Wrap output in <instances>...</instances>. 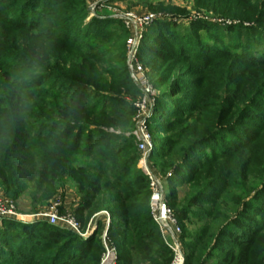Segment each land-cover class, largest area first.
<instances>
[{"label":"trees","instance_id":"1","mask_svg":"<svg viewBox=\"0 0 264 264\" xmlns=\"http://www.w3.org/2000/svg\"><path fill=\"white\" fill-rule=\"evenodd\" d=\"M0 3V182L5 194L16 200L33 187L35 193L31 195L35 203L40 197L44 200L42 192L53 194L66 177L71 178L80 196L75 216L83 229L95 213L109 211L112 220L108 234L120 248L118 264H169L171 253L150 213L149 180L136 167L139 154L125 135L134 127V109L119 94L102 93L100 85L104 71L101 73L96 67L100 59L76 47L81 38L90 36L92 29H82L78 25L87 14V0H0ZM19 5L21 9L16 7ZM56 14L55 25L59 31H65L52 35L45 21ZM69 24L76 25L78 37L71 35ZM103 24L100 21L97 25V30L105 33L101 41L83 43L84 47L100 49L108 43L109 34L114 32L102 30ZM123 32L118 33L117 40H121ZM16 34L35 36L41 44L54 42L65 46L68 56L81 59V69L91 66L97 77L85 83L54 69L51 75L60 77L67 86L58 87L54 85L56 79L47 80L45 75L21 82V75L35 65L30 56L23 57L29 54L27 51L22 52L24 55L20 56L19 63L11 59L17 57L14 50L18 48L12 46ZM114 45L111 43L109 49ZM162 46V42L155 43L149 50L160 57L172 53ZM178 46L180 50L184 48L182 44ZM226 55L231 54L227 52ZM122 57L121 54L115 64ZM232 57L236 68L244 65L240 68L256 70V81L264 86V56L255 59L243 53ZM23 61L25 65H20ZM206 63H199V66ZM67 64L70 65V61ZM42 66L43 72H47L45 65L41 64L40 68ZM171 67L165 66L163 77L156 81L157 87L170 79ZM127 70L120 64L117 73L110 74L112 81L122 79L119 86H128L132 82ZM73 86L93 96L112 98L122 109L110 112L96 103L86 107L85 93L77 97L70 95ZM169 92L172 98L179 93L173 86ZM170 102L169 106L158 103L155 109L156 115L167 113L168 119H174L159 125L158 129L162 127L166 136L153 157L168 184V200L173 202L172 207L177 204L178 186L184 183L191 189L184 199L186 206H180L176 214L183 230L185 264H264V180L252 190L237 187L244 196L234 195L235 169L224 164V161L231 163L242 152L247 151V155L253 147L251 139L254 136L248 140L250 145L237 140L233 145L232 140L224 141L231 153L228 149L213 151L203 162V152L198 149L203 142L213 140L217 133L254 123L251 116L264 117V111L256 107L264 108V100L251 96L250 90L242 87L231 101L222 105L211 103L208 111H202L203 115L199 114L201 109L197 108V103L187 97ZM194 112L199 116L193 118ZM83 114L99 118L100 122L88 120ZM175 120L179 128L170 135ZM263 123L257 127L256 140L261 135L264 137ZM94 124L96 129H91ZM101 126L117 128L119 133L109 134L103 143L93 142L92 133H105ZM83 129L89 133L81 140ZM70 132H74L71 143ZM111 138H122L126 142L113 143ZM259 152L258 155L249 154L246 161L240 162L241 174L236 173L244 185L249 184V179L261 181L264 178H252L249 174L253 165L260 162L264 166V149ZM4 222L0 227V264H100L103 246L99 231L103 224L83 238L71 230L41 221ZM195 223L200 226L187 232L186 224Z\"/></svg>","mask_w":264,"mask_h":264},{"label":"rangeland","instance_id":"2","mask_svg":"<svg viewBox=\"0 0 264 264\" xmlns=\"http://www.w3.org/2000/svg\"><path fill=\"white\" fill-rule=\"evenodd\" d=\"M1 5L0 3V8ZM86 6L87 14L84 19L80 20L78 25L82 29H86V27H91L92 29H90V36L87 39L81 38L76 47H79L78 49L81 52L86 51L89 55H95L96 58L100 59L96 67L101 73L104 71V75L102 74V76L105 82L102 80L100 85L103 91L102 93L119 94L126 100L128 106L134 109V127L125 135L127 136V141L130 139L133 142L135 151L139 154L136 167L144 173L148 170L160 179V182L164 185L168 200V184L166 183L165 177L160 173L159 166L153 156L156 154L157 149H159L166 136L163 128L158 129V127L174 118L168 119L167 113L159 114V116L156 115V106L158 103L161 106H169L172 99L179 100L187 97L188 100L197 103V108L201 109V113L199 114L203 115L202 111H208L211 108V103L215 102L222 105L225 102L231 101L242 87L244 90H250L251 96L256 95L264 100V86L256 81V70L240 68L244 65L236 68L231 62L232 56H236L237 54L246 53L255 59H260L264 56V0H87ZM16 7L21 9L22 6L19 5ZM23 7L25 8V6ZM147 16H150L152 19L146 21L145 17ZM21 17L19 21L22 19ZM56 17L57 14L47 18L45 21L47 28L51 29L52 35H57L65 31H59L58 26L55 25ZM100 21L104 23L101 27L102 30L108 29L109 31H113L114 34H109L108 43L100 49L84 47L83 43H98L104 37V31L97 30V25ZM0 27H2L1 24ZM69 28L71 35H74V37L79 36V33H76L75 24H69ZM121 30L124 31V34H122L121 40L119 41L117 40L119 37L118 33ZM1 31L0 28V33ZM130 38L135 40L136 47L129 44L128 40ZM159 42H162L164 50L172 51V53L160 57L149 50L150 46H154L155 43ZM111 43H115V45L109 49ZM178 44L184 45V48L180 50ZM12 46L17 47L18 50H14L17 53H15L17 57L11 59L19 63L20 56L22 57L23 54L22 52H29L27 55L23 54V57L30 56L32 59L31 63L35 65L34 68L38 67L40 69L39 74L35 76L45 75L47 80L56 79L54 80L56 81L54 85L58 87L62 88L67 85L60 77L51 75V71L54 69L59 70L61 74L70 75L75 79H81L85 83H91L90 81H94L97 77V73H93V67L82 66L83 69H81V63L79 62L81 59H78L76 56L73 57L72 55L68 56L67 53L69 54V51L65 46L60 47L54 42L41 44L39 40L35 39V36L32 38L24 34H16ZM134 48L136 52L129 59V53ZM181 52H184L187 56H184ZM227 52L231 55L227 56ZM218 53L219 55H217ZM121 54L123 57L115 64ZM68 61H70V65L67 64ZM25 63L23 61L20 65H25ZM199 63L206 64L201 67ZM41 64L45 65L47 72H43L44 67L42 66L40 68ZM120 64L128 69V75L132 82L128 86L122 85L120 87L119 84H122V79L118 80V82H113L110 76L112 72L117 73ZM135 64L139 65L142 71L141 73H136L134 78L138 80L140 77H144L147 81V84L142 87L143 90L137 85L129 72L130 66ZM167 65H172L171 70L168 72L170 73V79L162 87H157L156 81L163 77L166 70L165 66ZM172 86L176 87L179 91L173 98L168 96ZM148 88L151 89L150 95L146 92ZM71 89L72 92L70 95H75V97L79 93H85L86 99L84 101L86 107L92 103H96L99 108L107 109L110 112L122 109L121 104L115 102L112 98H105L107 96H93L90 92L78 86H73ZM116 94L111 95L115 96ZM148 102H151V108ZM256 107L260 111H264V108L260 106ZM123 108H127V106ZM170 109L171 107L168 110ZM199 114L198 112H194L192 117L199 116ZM83 115L88 120L94 119V122H100L99 118H93L89 114ZM136 116L137 122L143 120L146 122V126L153 140L154 148L152 152L147 153L139 147V142L135 137ZM250 118L254 123H244L240 126L241 128H236L231 132L225 131L217 133L213 140L203 142L198 148L200 152H203L201 160L203 162V159L209 157L213 151L219 152L228 149V153H231V148L224 141L230 142L232 140L235 142L234 140H237L238 143L248 142L247 144L250 145L248 140L254 136L251 139L253 147L249 148L247 155H245L247 152L245 151L236 158H233L231 163L224 161V164L228 163L232 169H235L234 188L232 190L234 195L241 197L244 195H241L236 189L246 187V189L252 190L259 187L264 180V178L261 181L249 179V184L247 182L244 185L236 173L238 171L241 174V160L242 162L246 161L249 158V154L250 156L258 155L260 153L259 151L264 149V137L261 135L256 140L257 131L259 130L257 127L264 122V117L254 118V116H251ZM177 120L172 121L173 127L170 130V135L174 134V131L179 128L177 126L178 124H175ZM95 127L96 124L92 125L91 129H96ZM100 129L105 133H92L93 142L103 143V139H108L109 134L119 133V130L114 127L101 126ZM73 133L70 132L69 134L70 143L73 141ZM88 133V130L83 129L81 140H84ZM111 139H113V143L126 142L122 138L119 140L116 138ZM233 142L232 145L237 143ZM252 169L249 171L252 178L264 176V166L260 162L253 165ZM58 186L53 194L42 192L44 200L40 197V200L34 203L31 195L35 193L33 187L28 191L26 190V192L15 200L5 194L0 182V195L12 201L15 206V212L22 217L21 220H5H14L22 223L41 221L47 224V220L41 214L48 213L51 205L59 203L57 206V214L60 219L72 217L78 221L75 216V209L80 201V196L75 181L66 177L63 185ZM190 192V186L182 183L176 190L175 202L177 203V207H172L173 202L170 200L167 202L177 222V209L182 205L184 207L186 206L184 199L186 196H189ZM38 194H41V191L38 190ZM105 212L109 211L103 210L95 213L89 219L84 229H89L90 233H93L97 226L100 225L99 227H101L105 221ZM24 216L32 218L24 221L22 220L25 218ZM5 220L0 222V227L5 225ZM62 223L63 221L60 220L57 226L60 227ZM48 224L51 225L50 223ZM178 224L181 228L179 222ZM186 225V231L190 232L195 231L200 226V223ZM81 229L84 230L82 226ZM182 231L181 228V235ZM101 235L102 229L99 231V236ZM162 241L165 244L163 238ZM182 244L184 249L183 240ZM117 250L118 252L120 250L118 245ZM170 253L172 260V252L170 251ZM3 257L10 259L6 256Z\"/></svg>","mask_w":264,"mask_h":264},{"label":"built area","instance_id":"3","mask_svg":"<svg viewBox=\"0 0 264 264\" xmlns=\"http://www.w3.org/2000/svg\"><path fill=\"white\" fill-rule=\"evenodd\" d=\"M152 19L150 16L145 17L146 21H150ZM143 19V21H145ZM129 44L136 47L135 40L130 38L128 40ZM135 48L129 53V59L135 54ZM141 67L139 65H131L130 66V74L132 78L135 80L137 85L142 89L147 84V81L144 77H140L138 80L134 78V75L138 72L141 73ZM143 90V89H142ZM146 92L150 95L151 89H146ZM149 103V102H148ZM149 107L151 108V102L149 103ZM137 116L135 117V137L139 142L140 149H143L145 152H152L154 145L152 137L148 131L146 126V122L139 121L137 122ZM141 160V159H140ZM143 160H145L143 158ZM144 163V162H143ZM145 175L149 180L150 186V213L153 221L157 225L159 232L163 240L165 241L166 246L172 252V260L170 264H185L186 262V254L183 249L182 237H181V228L177 222V219L174 217L172 212L168 206L167 195L165 193L164 185L160 182V179L152 174L150 171L146 170ZM59 203H54L51 205L50 211L48 213L41 214L51 225H58L60 220L63 221L61 228L70 229L75 231L81 237L86 238L89 235L90 230H82L80 223L74 220L72 217H66L64 219H60L57 214ZM105 221L103 224L102 235L100 236L101 243L103 246L102 255L100 259V264H118V250L114 241L110 238L108 234V230L111 224V215L109 212H105ZM25 217V216H24ZM19 216L15 212V206L12 201L5 199L0 195V222L5 219H20ZM32 217H25L24 221H28ZM33 220V219H32Z\"/></svg>","mask_w":264,"mask_h":264},{"label":"clouds","instance_id":"4","mask_svg":"<svg viewBox=\"0 0 264 264\" xmlns=\"http://www.w3.org/2000/svg\"><path fill=\"white\" fill-rule=\"evenodd\" d=\"M40 72V69L34 68V69H29L27 70L25 73H23L20 77L21 82H27L29 81L32 77H34L35 75H38Z\"/></svg>","mask_w":264,"mask_h":264},{"label":"water","instance_id":"5","mask_svg":"<svg viewBox=\"0 0 264 264\" xmlns=\"http://www.w3.org/2000/svg\"><path fill=\"white\" fill-rule=\"evenodd\" d=\"M89 234L91 235V234H92V232H91V233L89 232ZM88 236H89V235H88Z\"/></svg>","mask_w":264,"mask_h":264}]
</instances>
